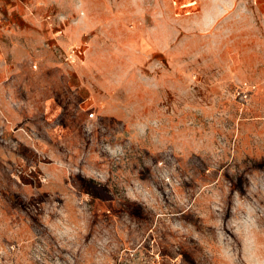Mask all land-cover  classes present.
<instances>
[{"label": "rangeland", "instance_id": "obj_1", "mask_svg": "<svg viewBox=\"0 0 264 264\" xmlns=\"http://www.w3.org/2000/svg\"><path fill=\"white\" fill-rule=\"evenodd\" d=\"M260 1L36 0L0 54V264H264Z\"/></svg>", "mask_w": 264, "mask_h": 264}, {"label": "crops", "instance_id": "obj_2", "mask_svg": "<svg viewBox=\"0 0 264 264\" xmlns=\"http://www.w3.org/2000/svg\"><path fill=\"white\" fill-rule=\"evenodd\" d=\"M35 2L36 0H0V54L7 46V39L14 45L18 40L19 45L28 43V37L34 32L33 25L40 19L33 13ZM260 4L264 5V0ZM81 5L82 0H77L78 9ZM46 32L48 35L52 33L48 30Z\"/></svg>", "mask_w": 264, "mask_h": 264}, {"label": "built area", "instance_id": "obj_3", "mask_svg": "<svg viewBox=\"0 0 264 264\" xmlns=\"http://www.w3.org/2000/svg\"><path fill=\"white\" fill-rule=\"evenodd\" d=\"M72 54H74V56H79L77 54H81V50L78 49V48H72ZM237 94L239 96H244V97L248 96V93L245 90H242V89H238L237 90Z\"/></svg>", "mask_w": 264, "mask_h": 264}]
</instances>
